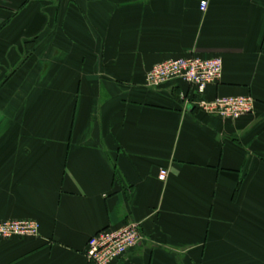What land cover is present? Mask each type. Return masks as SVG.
Returning a JSON list of instances; mask_svg holds the SVG:
<instances>
[{"label": "crops", "instance_id": "0c3cea01", "mask_svg": "<svg viewBox=\"0 0 264 264\" xmlns=\"http://www.w3.org/2000/svg\"><path fill=\"white\" fill-rule=\"evenodd\" d=\"M202 1L0 0V93L34 90L47 59L40 98L0 109V221L40 224L0 239V264H91L89 238L128 222L142 238L112 264H264V0ZM193 56L223 60L204 98L252 95L255 113L223 121L183 80L148 86Z\"/></svg>", "mask_w": 264, "mask_h": 264}, {"label": "built area", "instance_id": "2783aa9c", "mask_svg": "<svg viewBox=\"0 0 264 264\" xmlns=\"http://www.w3.org/2000/svg\"><path fill=\"white\" fill-rule=\"evenodd\" d=\"M207 1L201 2L206 10ZM223 72L220 57H183L159 63L147 73V84L160 88L180 79L195 88L197 97L192 104L199 112L215 116L223 121H236L256 111V99L252 95L228 96L206 99L203 97L210 84L217 83ZM168 170L161 169L159 179L165 181ZM40 224L33 219L0 221V239L12 237H38ZM142 238L140 224L128 222L116 228H108L92 235L87 243L86 254L91 264H112L134 249Z\"/></svg>", "mask_w": 264, "mask_h": 264}, {"label": "rangeland", "instance_id": "374dc122", "mask_svg": "<svg viewBox=\"0 0 264 264\" xmlns=\"http://www.w3.org/2000/svg\"><path fill=\"white\" fill-rule=\"evenodd\" d=\"M49 46V51L53 52V56L55 57V53H57V51L53 50V48L51 47V45H48ZM47 46V48H48ZM34 49L33 51H39L40 48H41V44H37V45H34L33 46ZM43 51H45L43 49ZM48 51V50H47ZM69 52V51H68ZM51 57V54L49 55V58ZM47 59H44L43 56L41 57L40 55L37 56H33V63H34V67L33 68V72L31 75L27 76L25 79V82H27V86L29 87V85L31 87L34 88V90L30 91L29 93L25 92V91H17V92H12L11 90H9L8 88H6L5 90L3 89L0 93V95L2 96L0 98V109L1 110H4L5 112H10V102L14 105L15 102L16 104L19 102V101H25V97H30L31 95H35V99H39L40 96H41V93L40 92H37V89L40 87V85H42L43 82H45V79H46V75H42V74H45L44 72H40V69L42 67V65L44 63H47L46 61ZM50 61H52L53 63H55V58L54 59H50ZM49 65H50V62H49ZM24 74H22L23 76ZM8 74L5 76L2 75L0 77V79H3L5 77H7ZM16 77H18V75H16ZM6 79V78H5ZM24 82V81H23ZM52 81L50 80V77H49V84L51 83ZM20 87L18 86V89ZM36 90V91H35ZM51 94V91H49ZM55 93V92H54ZM53 93V94H54ZM3 105V106H2ZM8 105V106H7Z\"/></svg>", "mask_w": 264, "mask_h": 264}]
</instances>
